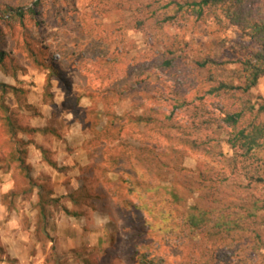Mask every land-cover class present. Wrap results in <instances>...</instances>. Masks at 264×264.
Wrapping results in <instances>:
<instances>
[{
    "label": "rangeland",
    "instance_id": "obj_1",
    "mask_svg": "<svg viewBox=\"0 0 264 264\" xmlns=\"http://www.w3.org/2000/svg\"><path fill=\"white\" fill-rule=\"evenodd\" d=\"M38 1L0 0V81L19 89H0V264H202V254L222 256L213 240L182 232L176 209L185 203L168 206L157 187L182 178L176 164L197 173L210 162L205 143H183L198 132L187 127L202 103V114L219 113L210 76L236 77L258 43L214 19L165 22L158 10L166 0H41L36 17L29 9ZM50 67L61 79L49 78ZM230 96L229 106L237 103ZM263 99L264 77L251 91L253 103ZM141 115L147 126L136 121ZM141 144L144 154L135 150ZM126 160L146 180L133 191ZM41 188L51 200L43 211ZM141 197L151 199V213L126 207Z\"/></svg>",
    "mask_w": 264,
    "mask_h": 264
},
{
    "label": "trees",
    "instance_id": "obj_2",
    "mask_svg": "<svg viewBox=\"0 0 264 264\" xmlns=\"http://www.w3.org/2000/svg\"><path fill=\"white\" fill-rule=\"evenodd\" d=\"M40 2L41 0L34 3L29 9L36 17L40 16L37 11ZM166 2L158 10V13L160 11L164 15L165 22L176 23L192 17L198 21L214 19L219 25L232 24L240 27L245 35L258 43L260 48L240 62L235 70L236 77L230 80L219 78L216 81L210 76L212 86L207 94L219 98L222 108L218 114L206 111L207 115H211L207 116L202 114L205 110L199 109L202 103L196 107L194 122L187 127L198 132L193 134L190 131L183 143L191 150L205 143L207 146L203 155L210 162L205 163V168L199 169L197 173L176 164L175 170L182 178L174 177L171 185H159L157 190L162 192V202L168 206L185 203L184 210L176 209L177 218L183 227L182 232L191 230L195 234L194 237H201L203 241L213 240L214 244L220 246L219 250L223 255L215 251L211 255L202 254L199 257L202 264L217 262L264 264V193L249 191L243 185L247 182L250 190L253 186L254 189L264 187V122L260 121V117L264 115V99L258 104L251 100V91L264 77V0H166ZM8 14L10 17L24 18V13L15 9H10ZM6 58L7 53L0 49V71L5 69ZM37 63L41 65L39 61ZM211 63L213 62L209 58L203 62H196L199 69H207ZM50 77L61 79L55 67H50ZM0 89L3 93L19 92L16 87L1 81ZM228 94L235 96L237 103L231 106L225 104ZM181 95L184 102L187 101L185 95ZM196 101H203V97L196 98ZM136 121L147 126L150 118L141 115ZM135 150L144 154L146 147L141 144ZM49 163L57 167V164L50 160ZM131 165L126 160L127 180L133 186L131 188L133 191L146 180H143ZM161 165H164L163 161ZM24 169H28L27 166ZM27 177L32 181L30 174ZM147 185L150 186L149 190H156L153 183ZM188 193L191 197L187 195ZM40 197L39 206L43 211L45 204L51 200H48V195L44 196L43 188L40 190ZM189 198H193L191 205H188ZM150 200L148 198L145 202L141 197L139 202L135 203L133 199L127 198L126 207L132 210L144 209L151 213L152 211L148 209ZM74 202L77 203L75 200ZM162 218L164 221L168 219L164 213ZM207 243H204V248ZM85 264L94 263L85 261Z\"/></svg>",
    "mask_w": 264,
    "mask_h": 264
}]
</instances>
